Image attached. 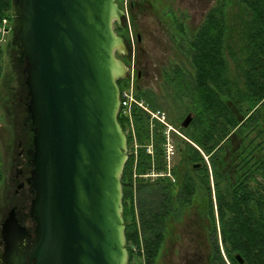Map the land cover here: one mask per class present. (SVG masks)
Wrapping results in <instances>:
<instances>
[{
	"label": "trees",
	"instance_id": "16d2710c",
	"mask_svg": "<svg viewBox=\"0 0 264 264\" xmlns=\"http://www.w3.org/2000/svg\"><path fill=\"white\" fill-rule=\"evenodd\" d=\"M13 1L0 0V22L11 16ZM228 7H237L236 23ZM11 47L23 63L14 33ZM186 51L191 69L175 66L163 74L174 116L180 122L192 115L187 128L177 127L192 145L182 140L170 176L166 127L151 125L137 108L130 120L117 116L127 140L121 191L128 264H156L172 228L193 208L208 245L206 264H238L236 254L246 264H264V0H217ZM227 57L235 64L234 76ZM1 59L0 47V75ZM117 85L122 91L124 79ZM136 97L154 111L163 106L150 90L136 87ZM196 163L201 167L192 169Z\"/></svg>",
	"mask_w": 264,
	"mask_h": 264
},
{
	"label": "water",
	"instance_id": "95a60500",
	"mask_svg": "<svg viewBox=\"0 0 264 264\" xmlns=\"http://www.w3.org/2000/svg\"><path fill=\"white\" fill-rule=\"evenodd\" d=\"M11 16L29 97L34 227L30 233L9 212L0 264H128L127 140L117 121L126 69L116 56L127 47L114 31L124 11L115 0H14Z\"/></svg>",
	"mask_w": 264,
	"mask_h": 264
},
{
	"label": "rangeland",
	"instance_id": "374dc122",
	"mask_svg": "<svg viewBox=\"0 0 264 264\" xmlns=\"http://www.w3.org/2000/svg\"><path fill=\"white\" fill-rule=\"evenodd\" d=\"M130 2L134 3L131 9H129ZM216 2L217 0H121V6L117 3L119 8L124 11V16L120 24H114V31L121 37L125 36L123 38L127 47L126 53L120 56L116 54L123 61L126 69V75L122 78L125 81L124 89L128 87V81L133 74L135 91L136 87L143 91L150 90L155 94L159 103L161 105L163 103L159 111L165 113L168 125L173 128L169 135L174 148V156L170 158L172 166L177 165L180 161L179 148L182 147L183 138L177 132L179 117L174 116V111H172V104L169 100L171 93L165 90L163 74L169 73L175 66L191 69L190 58L186 51L189 40L196 33L206 12ZM237 10V7L227 8L228 18L232 23L238 21L237 18L233 19ZM4 18L8 20L11 27L12 16ZM118 27L120 28L117 32ZM13 33L12 30L5 41L0 44L2 48L0 99L7 97L8 90L6 88L11 81L14 82V72L17 69V66L12 62L13 57H11L13 56L11 52L16 51L11 47ZM227 60L230 74L236 75L237 70L233 60L229 57ZM18 74L20 75V73ZM1 101L0 158L3 181L0 183V220L16 202L11 179L12 154L4 147L6 141L9 140V138L5 140V136L8 137V134H5L4 131L11 127V116L4 112V104ZM29 206L30 200L27 209L25 211L18 210L17 216L32 231L34 222L29 217ZM187 212L183 216V222L172 228V234L166 242L165 250L156 264H206L208 245L205 233L198 223L199 219L193 213L194 208ZM202 221L206 223L205 219Z\"/></svg>",
	"mask_w": 264,
	"mask_h": 264
},
{
	"label": "flooded vegetation",
	"instance_id": "af4514ba",
	"mask_svg": "<svg viewBox=\"0 0 264 264\" xmlns=\"http://www.w3.org/2000/svg\"><path fill=\"white\" fill-rule=\"evenodd\" d=\"M11 39L13 41L12 35H11ZM11 53L13 54V56H11V57H13L12 62H13V64H15L17 66V69L14 72L15 78H14V82L11 81L10 85L6 88L8 90V92L6 94L7 97L6 98L2 97L0 100H2L1 103L4 104V106H3L4 112H6L9 116H11L10 121H11V127L12 128L9 127L8 128L9 131L7 129L4 131L5 134L6 133L8 134V137L5 136V138H6L5 140H7L9 138V140L6 141V143L4 144V147H6V150L10 151L12 154L11 162L13 164V172L11 174V179H12V182L14 185L13 196L15 197L16 202L6 211L5 215L0 220V254L4 252V246H5V240H4L3 235H2V224L5 221V219L7 218L8 214L11 210H14L20 225L25 227L30 233L33 232V230L30 231L26 227V225L20 221V219L17 216L18 210L25 211L27 209L28 201L29 200L31 201V199L33 198L32 195H34L33 189L27 183V180L30 176V171L33 167L32 161H31V157H32V153H33V144H32L33 134L31 131V120H30V122L28 120V117H29V114H28L29 112L27 109L28 93H27V91L25 92V88L23 86V80H22L24 78L23 77V75H24V72H23L24 60L22 63L20 56H19V52L17 50L12 51ZM18 73H20V75ZM139 73H140V71H139ZM21 89L23 92L21 91ZM183 120H181L179 122L178 126L179 125L181 126V123ZM180 128H182V127H180ZM183 129H185V128H183ZM171 130H173V128H171L169 130V135H171V133H172ZM177 132H179V129ZM180 136L184 140H186L187 142L190 143V141H188L182 134ZM190 144L192 145V143H190ZM147 151H150V149L148 148ZM179 153H181L180 148H179ZM172 156H174V151H173ZM170 161L171 160L169 159V164L167 167V169L169 170L168 176H170L171 168L174 167L171 165ZM193 165H199V166H196V168L201 167L200 163H196ZM166 166H167V163H166ZM192 166H191V168H192ZM181 168H182V166L179 165V169H181ZM196 168H192V169H196ZM31 196H32V198H31ZM201 204H202V202H201ZM193 213H195V215H196L195 209H194ZM30 219H32V218L30 217ZM22 243H23L24 247L27 244V243H25V240L22 241Z\"/></svg>",
	"mask_w": 264,
	"mask_h": 264
},
{
	"label": "built area",
	"instance_id": "2783aa9c",
	"mask_svg": "<svg viewBox=\"0 0 264 264\" xmlns=\"http://www.w3.org/2000/svg\"><path fill=\"white\" fill-rule=\"evenodd\" d=\"M12 31L11 27L9 26V22L6 18H2L0 22V44L5 41L8 34ZM128 87L120 91L119 94V109L118 114L122 113V115L127 116L130 120L131 112L133 109L137 108L141 110L143 113L149 116L150 124L152 125L155 122H158L166 127V144H165V153H166V163L167 167L169 164V159L173 155V146L170 141L169 137V130L171 127L168 125L165 113L157 110L154 111L150 109V107L145 103L143 99H139L136 97V91L134 89V80L133 74L131 75L130 80L128 81ZM150 153V151H148ZM168 175V174H167ZM150 177L159 176L157 174H150L146 175Z\"/></svg>",
	"mask_w": 264,
	"mask_h": 264
}]
</instances>
